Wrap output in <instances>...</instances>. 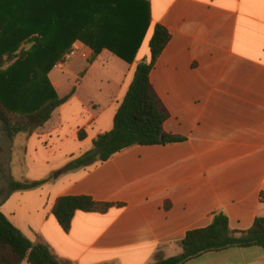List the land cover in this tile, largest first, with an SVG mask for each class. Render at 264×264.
I'll list each match as a JSON object with an SVG mask.
<instances>
[{
  "label": "crops",
  "instance_id": "1",
  "mask_svg": "<svg viewBox=\"0 0 264 264\" xmlns=\"http://www.w3.org/2000/svg\"><path fill=\"white\" fill-rule=\"evenodd\" d=\"M145 1L152 35L157 25L171 35L150 73L169 114L164 133L184 141L136 145L106 162L67 170L113 129L137 64L150 58L139 62L140 49L133 65L123 61L117 75L105 76L110 72L101 58H118L104 50L91 61L93 51L77 41L72 58L53 69L76 80L59 96L76 93L45 127L19 135L24 164H46L47 171L15 183H45L11 191L1 204L6 218L61 264H154L179 255L187 233L211 225L215 214L226 215L233 231L264 218V0ZM50 79L59 94L62 82ZM105 80L109 91L90 89ZM75 117L79 124L72 128ZM63 196L114 206L105 213L77 211L65 232L52 213ZM22 214L28 219L19 222ZM186 264H264V249L209 252Z\"/></svg>",
  "mask_w": 264,
  "mask_h": 264
},
{
  "label": "trees",
  "instance_id": "2",
  "mask_svg": "<svg viewBox=\"0 0 264 264\" xmlns=\"http://www.w3.org/2000/svg\"><path fill=\"white\" fill-rule=\"evenodd\" d=\"M151 26V5L145 0H0V123L8 137L32 135L45 127L54 113L76 93L60 97L50 74L80 41L129 65ZM171 40L157 25L149 42L150 58L137 64L133 82L114 118L113 129L93 141V149L72 160L67 170L108 161L132 146L167 145L184 141L164 133L169 118L151 81L150 73ZM85 139V132H79ZM45 182L12 184L11 191L29 190ZM114 204L98 203L88 196H63L52 213L65 232L77 211L105 213ZM264 249V218L247 231L230 229L223 213L206 228L187 233L181 253L154 264H186L203 254L232 248ZM0 264H61L50 248L34 243L0 211Z\"/></svg>",
  "mask_w": 264,
  "mask_h": 264
},
{
  "label": "rangeland",
  "instance_id": "3",
  "mask_svg": "<svg viewBox=\"0 0 264 264\" xmlns=\"http://www.w3.org/2000/svg\"><path fill=\"white\" fill-rule=\"evenodd\" d=\"M152 37V32L149 31L146 39L144 40V43L142 45V48L139 52L138 61L140 62L144 57L150 56V48H149V42ZM108 55H105L100 60V65L108 67L110 74L108 75H117L121 67L126 66V64L119 60V59H113L112 57H107ZM124 68V67H123ZM63 70H55L51 73V77L55 76V79H59L62 82V89L59 90V95L63 96L65 95L71 88L73 84H75V79L69 78L67 75H64L63 73L65 71ZM117 72V74H116ZM104 92H107L110 90V85L107 84V80H105L104 83L99 84L97 81H94L93 83H90V89L92 91H96L100 87ZM85 97V96H84ZM65 111L67 109H64ZM63 109L57 110L55 112V116L58 114H61ZM68 111V110H67ZM64 116L68 119L70 118V113L63 112ZM56 116V118H57ZM80 119H75L71 121L72 128L76 127L79 124ZM3 126L0 123V211H1V204L7 199L11 192L12 184L19 181H24V177H34V176H43L47 169L46 164H33L30 163L26 166L24 164V154H25V145L23 142V139L19 137V135L10 138L7 136L6 133L3 132ZM22 179V180H21ZM41 201V199L37 196L32 200V206L36 207L37 204ZM14 202V201H13ZM5 203V202H4ZM3 203V204H4ZM5 205V204H4ZM5 212V208L3 209ZM28 217L25 214H22L21 216H18V221L23 222L24 220H27Z\"/></svg>",
  "mask_w": 264,
  "mask_h": 264
},
{
  "label": "built area",
  "instance_id": "4",
  "mask_svg": "<svg viewBox=\"0 0 264 264\" xmlns=\"http://www.w3.org/2000/svg\"><path fill=\"white\" fill-rule=\"evenodd\" d=\"M73 55H74V51H72L69 54H66L57 65L62 66L66 64L72 58Z\"/></svg>",
  "mask_w": 264,
  "mask_h": 264
}]
</instances>
